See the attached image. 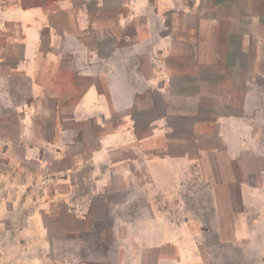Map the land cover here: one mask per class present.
Instances as JSON below:
<instances>
[{
  "label": "crops",
  "instance_id": "0c3cea01",
  "mask_svg": "<svg viewBox=\"0 0 264 264\" xmlns=\"http://www.w3.org/2000/svg\"><path fill=\"white\" fill-rule=\"evenodd\" d=\"M249 1L0 0V188L45 187L67 202L76 173L88 165L89 186L107 187L130 164L114 155L135 146L148 206L140 233L125 228L141 242L120 244L129 252L121 264H181L161 252L180 253L181 237L198 235L202 216L182 204L199 185L214 234L264 262V22L261 4ZM153 93L167 112L137 136L131 112L148 108ZM175 130L188 148L171 154ZM133 202L128 192L121 203ZM42 218L33 210L24 231L36 240L33 264L51 248Z\"/></svg>",
  "mask_w": 264,
  "mask_h": 264
},
{
  "label": "rangeland",
  "instance_id": "374dc122",
  "mask_svg": "<svg viewBox=\"0 0 264 264\" xmlns=\"http://www.w3.org/2000/svg\"><path fill=\"white\" fill-rule=\"evenodd\" d=\"M259 3L264 22V0H256V5ZM151 99L148 108L131 112L135 119L137 136L146 132L151 120L167 112V107L160 102L159 95L153 93ZM121 115L119 114L118 117L120 118ZM172 121V118L169 119L170 124L174 126ZM177 130L171 133L168 144V152L171 154L188 148L186 142L176 139L179 136ZM91 131L93 129L87 125L84 133L90 134ZM92 146L96 147L95 144ZM128 149L126 152H117L114 155L116 160L123 158L129 160L128 170L114 174L112 182L108 183L107 187L89 186L88 165L76 173L73 177L76 186L67 202L54 200L55 196L49 195L45 187L27 189V192L25 189L19 192V189L15 188L4 190L0 188V214L5 213V219L0 221V264H33V261L37 259L39 254L31 247L35 245L36 240L24 233L33 228L31 220L33 210H39L43 214V227L48 230L51 243L46 257L44 255L40 257L45 259V264L63 262L64 264H121L123 258L129 256V252L120 250V244L123 247V244L128 243V238H133L135 241L141 238L127 236L124 232L125 228H129L128 224H132L131 228L140 233L143 227L141 215L143 209L148 206L144 200L147 193L142 190L146 183L142 161L136 153L135 146ZM55 167H59V164L55 163ZM29 168L32 169L33 166L29 165ZM16 181L23 182V177L18 176ZM126 183L127 186H125ZM186 189L187 203L182 204L183 211L188 214L192 212L194 216H202V219H198V235L182 236L180 253L167 245L163 248L161 255L166 259L175 258L181 264H190L191 255L197 256L198 264H257V256L252 252L243 251L237 239L230 235L220 237L214 234L215 230L212 227L214 221L210 218L209 212H205L206 205L203 203L207 196L205 188L199 185ZM128 192L134 197V202L125 207L121 202ZM190 192L194 195L191 201L188 198ZM226 195L231 199L230 212L240 210L238 189L231 186ZM161 205L171 213L173 212V204ZM110 211L114 212L118 220L110 219ZM75 216L86 219H76ZM195 221H191L192 227L189 228L192 232L195 231ZM186 222L189 223V220ZM112 227L119 229L115 236L110 234ZM2 230L5 233H2ZM228 239L229 242H227ZM140 242L139 240L134 243L138 247ZM262 243L264 244V238ZM190 249H192L191 253ZM149 256L153 259L154 255L151 253ZM261 264L264 262L262 261Z\"/></svg>",
  "mask_w": 264,
  "mask_h": 264
}]
</instances>
